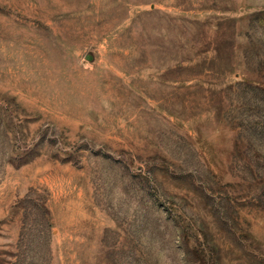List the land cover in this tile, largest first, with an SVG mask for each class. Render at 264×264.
Returning <instances> with one entry per match:
<instances>
[{"label": "rangeland", "instance_id": "rangeland-1", "mask_svg": "<svg viewBox=\"0 0 264 264\" xmlns=\"http://www.w3.org/2000/svg\"><path fill=\"white\" fill-rule=\"evenodd\" d=\"M0 264H264V0H0Z\"/></svg>", "mask_w": 264, "mask_h": 264}]
</instances>
